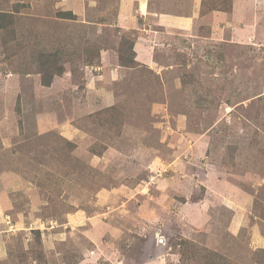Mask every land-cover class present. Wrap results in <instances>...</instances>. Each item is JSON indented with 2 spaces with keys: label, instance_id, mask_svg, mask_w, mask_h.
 <instances>
[{
  "label": "rangeland",
  "instance_id": "obj_1",
  "mask_svg": "<svg viewBox=\"0 0 264 264\" xmlns=\"http://www.w3.org/2000/svg\"><path fill=\"white\" fill-rule=\"evenodd\" d=\"M148 1L0 0V264H264V0Z\"/></svg>",
  "mask_w": 264,
  "mask_h": 264
},
{
  "label": "crops",
  "instance_id": "obj_2",
  "mask_svg": "<svg viewBox=\"0 0 264 264\" xmlns=\"http://www.w3.org/2000/svg\"><path fill=\"white\" fill-rule=\"evenodd\" d=\"M143 1L144 0H119V2H120V8L119 9L120 10H119L118 15H119V21H121L122 27L128 28L129 26H132V24L135 22L136 17L131 14L130 9L132 6L136 5L137 2H139L140 8H137V9H140L139 12L141 13V18L145 17V15H144L145 13L142 9ZM148 2L149 1L146 0L147 8H148ZM201 2L202 1L199 0L196 3L195 11H193V17L188 16V17L183 18V17H178V16L165 15V14L161 15L160 14V15H158L157 18L160 19L161 21H165L167 24L170 23V24L176 25V26H178L179 31L183 30L182 32L187 33L186 30H191L195 26V24H197L198 21L200 20L201 15L199 16V12L201 11V7H202ZM146 12H147V9H146ZM149 15H150V13H149ZM145 50H147V49L145 48ZM108 52H109L108 53L109 57L113 58L114 55L116 56V52L113 51V49L108 51ZM113 53H114V55H113ZM103 58L106 59V55L103 56ZM217 172L219 173V171H217ZM219 174L216 175V178L218 180L217 182L222 183V181H220L218 178ZM245 197H247V196L243 195L241 198L243 199ZM241 198L239 200H234V199L233 200L239 204H242L243 202H249V198L243 200L242 202H241Z\"/></svg>",
  "mask_w": 264,
  "mask_h": 264
},
{
  "label": "trees",
  "instance_id": "obj_3",
  "mask_svg": "<svg viewBox=\"0 0 264 264\" xmlns=\"http://www.w3.org/2000/svg\"><path fill=\"white\" fill-rule=\"evenodd\" d=\"M6 16L7 15H5V13H0V18L5 19ZM59 17L63 19H69V20L76 19V15H73L72 13H68V12L60 13ZM5 23L9 25L10 21H5ZM5 27L7 26L2 24V29H5ZM118 57H119L120 64L124 67L131 68L137 65L136 53L133 50V44H131L127 48L125 47V49H121L118 52ZM37 61H39L42 65L38 73L42 75L41 84L44 87H51L53 84L54 78L56 76H61L65 71L64 66L58 65V60L57 61L52 60L51 55L49 54L41 55V57H39Z\"/></svg>",
  "mask_w": 264,
  "mask_h": 264
}]
</instances>
